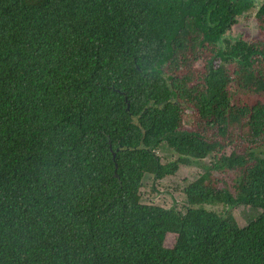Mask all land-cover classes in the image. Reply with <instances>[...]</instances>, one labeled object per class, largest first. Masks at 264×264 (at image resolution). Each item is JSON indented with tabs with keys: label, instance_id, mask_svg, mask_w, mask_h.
Returning <instances> with one entry per match:
<instances>
[{
	"label": "trees",
	"instance_id": "16d2710c",
	"mask_svg": "<svg viewBox=\"0 0 264 264\" xmlns=\"http://www.w3.org/2000/svg\"><path fill=\"white\" fill-rule=\"evenodd\" d=\"M252 8L0 0V264H264V0L223 40ZM207 157L184 213L141 203Z\"/></svg>",
	"mask_w": 264,
	"mask_h": 264
},
{
	"label": "rangeland",
	"instance_id": "374dc122",
	"mask_svg": "<svg viewBox=\"0 0 264 264\" xmlns=\"http://www.w3.org/2000/svg\"><path fill=\"white\" fill-rule=\"evenodd\" d=\"M253 8L243 16L237 19L223 40L231 43L234 40L245 39L249 40L256 34V23L254 14L260 6L262 0H252ZM224 45V43H222ZM156 154L160 157L162 163L174 161L177 157L165 143L160 144L156 150ZM211 157L199 160L190 166H180L174 176H168L159 181H154L152 176L145 175L140 189L141 203L146 205H156L166 209L174 208L180 213H184L188 207L185 201L184 188L194 181L201 173L203 166L208 164ZM203 207L217 214H224L226 211H231L235 220L240 227H244L252 216L259 211H253L249 208L238 207L228 209L222 205L204 204ZM174 235L168 234L165 238V246L171 247L174 242Z\"/></svg>",
	"mask_w": 264,
	"mask_h": 264
},
{
	"label": "water",
	"instance_id": "95a60500",
	"mask_svg": "<svg viewBox=\"0 0 264 264\" xmlns=\"http://www.w3.org/2000/svg\"><path fill=\"white\" fill-rule=\"evenodd\" d=\"M127 109H128V107H127Z\"/></svg>",
	"mask_w": 264,
	"mask_h": 264
},
{
	"label": "flooded vegetation",
	"instance_id": "af4514ba",
	"mask_svg": "<svg viewBox=\"0 0 264 264\" xmlns=\"http://www.w3.org/2000/svg\"><path fill=\"white\" fill-rule=\"evenodd\" d=\"M258 9V8H257Z\"/></svg>",
	"mask_w": 264,
	"mask_h": 264
}]
</instances>
